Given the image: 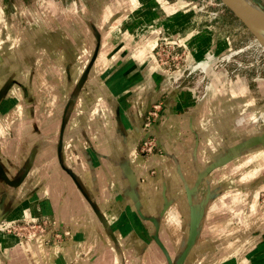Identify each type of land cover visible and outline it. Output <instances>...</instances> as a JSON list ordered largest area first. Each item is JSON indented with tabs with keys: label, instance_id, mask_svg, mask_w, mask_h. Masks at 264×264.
Masks as SVG:
<instances>
[{
	"label": "crops",
	"instance_id": "obj_1",
	"mask_svg": "<svg viewBox=\"0 0 264 264\" xmlns=\"http://www.w3.org/2000/svg\"><path fill=\"white\" fill-rule=\"evenodd\" d=\"M35 4L0 0V111L7 123L17 120V133L29 120L13 108L37 103L29 91L43 80L58 88L67 77L86 89L81 111L64 120L61 148L59 141L55 148L1 142L0 218L53 216L70 236L47 246L0 232V264H264V224L233 208L244 192L264 189V126L236 130L235 113L218 97L197 107L194 92L180 86L184 78L171 81L153 51L159 39L177 41L193 63L224 54L228 39H216L214 27L178 0H123L129 8L113 20L98 0L78 16L62 1ZM160 96L165 112L154 132L161 154L143 160L133 154L141 121ZM216 202L224 205L220 213ZM235 212L243 222L237 229L228 219L223 229L209 224ZM210 231L222 239H200ZM219 249L235 251L204 253Z\"/></svg>",
	"mask_w": 264,
	"mask_h": 264
},
{
	"label": "rangeland",
	"instance_id": "obj_2",
	"mask_svg": "<svg viewBox=\"0 0 264 264\" xmlns=\"http://www.w3.org/2000/svg\"><path fill=\"white\" fill-rule=\"evenodd\" d=\"M10 2V4L17 2V0H7ZM28 3H34L35 5H44L49 2H56V1H62L63 6L67 9L73 8L75 16H78L82 9L85 8H91L92 5L95 6L94 0H25ZM90 1V4H89ZM99 2H103L107 11V18L118 19L120 16L122 17V14L125 13V10L129 8V6L126 7V5H122L123 0H98ZM176 1V0H172ZM179 4L183 5L184 7H194L200 8L203 5H206L203 10L201 11H195L196 15L201 18L200 24L206 25V26H213L211 30V34H213L216 39L221 38H227L229 41V45L227 46L228 49L224 54H218L214 56L210 61L207 62H201L199 65L204 69V71H195L190 74L188 73V70L182 71L183 76V82L180 84L181 87H186L189 90H192L195 94L194 104L197 107L204 108V106L208 107V102L212 101L213 98H217L218 100H227L226 106L229 109L230 112H234L235 116L233 118V126L236 130H241L244 126H264V111H261L258 114L255 113L256 110L262 109L264 110V51L261 49V45L258 43V41L255 40V38L252 36V34L245 28V26L240 22V20L224 5V7L219 8V14L218 19H214L211 21H208L207 12L214 9L217 10V6L207 4L208 0H178ZM256 5L260 6L264 10V0H251ZM132 2H136V0H132ZM18 10L12 9L11 12H14V16L16 19H21L19 17V14H17ZM206 11V12H205ZM223 17V20L220 18ZM77 18V17H76ZM243 49L244 51H240V49ZM263 48V47H262ZM92 52V51H90ZM235 54H234V53ZM234 54L230 59L227 60H221V56L227 55V54ZM161 56L157 57L159 61H166V56L163 54V51H161ZM206 59V58H205ZM175 62H179L180 70L185 68L187 64L186 60H183V57L178 60H175ZM174 62V63H175ZM184 65V67H183ZM192 65V64H191ZM182 67V68H181ZM181 72V71H180ZM180 72L175 73L174 76H177ZM61 74V73H60ZM187 75V76H185ZM173 78V77H172ZM172 78H169L172 81ZM36 88L29 91V96L32 98V101H36L35 104H29L26 105L27 101L23 103L22 106H20L19 109L18 106H15L13 110H16L17 112L20 110L21 114H23L25 111L29 119L28 121H24L22 123V127L17 131V120H12V122H8L7 116L0 111V122L1 127L3 129H0V144L1 146L4 142H7L6 148H17L19 144L20 146H23L22 148H29L30 146H36L37 148H50L52 146V143L54 142L52 148H55V143L59 141V147L61 148V138L59 137V133L61 130L64 134V127L63 126L66 122L64 120L66 118H74L78 113L81 111V97L83 91H85L86 87L85 84L76 85L74 82L72 83L69 78L66 77L65 81H61V86L56 88H51V85L49 82H45L43 80L42 85L36 84ZM244 88V89H243ZM96 93L101 94V90L97 87L94 89ZM163 97L160 96L158 99L153 100L149 106H153V104H160L159 108V115H163L165 112V107L163 104ZM71 100H73L74 104L71 103ZM79 100V101H78ZM162 101V103H161ZM78 102V104H77ZM248 102V108L245 106ZM80 103V104H79ZM95 106H91L89 109V113L93 112L92 108ZM244 108V109H243ZM15 111V112H16ZM30 112V113H29ZM13 113V112H12ZM11 113V114H12ZM23 114V116H24ZM253 114V115H252ZM10 115V114H9ZM33 115L35 117V120L31 121L30 118L33 119ZM252 115V119H249ZM22 116V117H23ZM237 117H243L244 121L241 124H236L235 119ZM25 118V116H24ZM48 118L54 119V121L49 122L47 121ZM258 118H262V120H259L255 122ZM25 123V124H24ZM223 123V122H219ZM52 127H51V126ZM62 125V126H61ZM6 128V129H5ZM28 133L26 134V138L22 143H19L21 140V134L22 130H27ZM52 128L51 132L50 129ZM38 129L40 134L38 146L34 145L35 134L33 130ZM141 131V125L139 129L138 138L140 136ZM21 132V133H20ZM74 133V131L72 130ZM208 132V131H207ZM220 133V132H219ZM66 134V132H65ZM64 134V135H65ZM75 134V133H74ZM157 133L154 132V136L157 138ZM207 134V133H206ZM63 135V142L68 140L69 136ZM72 134H70V137ZM37 137V136H36ZM209 138V137H208ZM232 139V138H231ZM232 141H235L232 139ZM3 142V143H1ZM219 142V141H218ZM138 141L136 143V151L133 152V154L138 155ZM219 144V143H217ZM66 150L68 147H65ZM159 148H161V145L159 144ZM65 150V151H66ZM161 154L160 152L158 153ZM156 154V155H158ZM21 155V154H20ZM151 155V154H150ZM145 156L142 157L143 160H147L151 156ZM13 156H16L13 152H7L6 159L10 161H17L19 160L17 157L14 158ZM19 162V161H17ZM16 172V171H14ZM258 191V192H257ZM256 192L258 193V197L256 198V203L258 204L257 207L254 209L250 208V205L253 202V197L255 196ZM216 205V206H215ZM213 205L214 209L218 208V213H220L221 208L218 206L217 202ZM220 205V204H219ZM264 211V189L263 188H253L247 192H244L242 196L240 195L238 200H235L233 202V208L237 209V211L240 213L239 210H248V212L251 213L250 219L253 222H256L258 225L264 224V213L259 214L255 209H258L259 207ZM214 212V211H211ZM223 215H217L214 218H209V224L215 223L217 227L216 229L222 228V222L225 220H229L232 222V226L229 228L237 229L239 226L243 224L242 222V216L241 214H237L235 212V215L230 218V216L225 215V217H220ZM214 221V222H213ZM219 226V227H218ZM223 229V228H222ZM236 232L235 234L237 235ZM163 237H166L165 234H162ZM235 235V236H236ZM215 238L217 240L222 239L223 234L220 233V231H210L209 233L201 235V240L204 237ZM112 239V238H111ZM241 239V238H240ZM235 251V249H219V250H206L204 253L211 254L212 258L215 256L216 258H220L228 253H231Z\"/></svg>",
	"mask_w": 264,
	"mask_h": 264
},
{
	"label": "built area",
	"instance_id": "obj_3",
	"mask_svg": "<svg viewBox=\"0 0 264 264\" xmlns=\"http://www.w3.org/2000/svg\"><path fill=\"white\" fill-rule=\"evenodd\" d=\"M206 3L215 5L218 8L217 10L212 9L207 12L208 21L218 19L219 8L224 7L222 1L208 0V2ZM204 7H206V5H203L200 8H196V10L201 11L204 9ZM261 49L262 51H264V48L261 47ZM153 51L156 57H160L162 55L161 51H163V54L167 59L166 61H162L164 72L168 78L173 77L172 81L174 82L178 81V79L183 76L182 71L188 70L187 74L195 71H204V69L200 67L199 64L201 62H206L207 66V62L212 59L207 58L202 61L187 63L188 65H186L185 68L181 70L180 74L174 76L173 72L176 70H180L179 62L176 63L175 60H178L179 58L181 59L182 57L184 60L185 58H187L186 56H184L183 46L177 41L168 42L162 38L159 39L155 44ZM240 51L244 50L241 48ZM234 54L230 53L227 55H223L221 56V60L228 61V59H230ZM159 108L160 104H153V106H148L144 112L141 121L140 136L138 138L137 144L139 153L138 155L141 157H145L150 154V156H154L160 152L158 139L154 136V129L163 118V115H159L158 113ZM261 111L264 110L258 109L253 114L256 115ZM252 115L249 119H252ZM259 120H262V118H258L255 122ZM236 121L237 119H235V123ZM243 121L244 118L242 119V122ZM0 232L11 234L22 242H42L47 246L60 244L70 236V232L67 226L53 216H40L37 218L25 217L21 219H11L3 217L2 219H0Z\"/></svg>",
	"mask_w": 264,
	"mask_h": 264
},
{
	"label": "water",
	"instance_id": "obj_4",
	"mask_svg": "<svg viewBox=\"0 0 264 264\" xmlns=\"http://www.w3.org/2000/svg\"><path fill=\"white\" fill-rule=\"evenodd\" d=\"M221 1L240 20L255 40L258 41V43L264 48V10L257 5L259 7L258 10H254L253 14H249L244 10L240 0Z\"/></svg>",
	"mask_w": 264,
	"mask_h": 264
},
{
	"label": "bare ground",
	"instance_id": "obj_5",
	"mask_svg": "<svg viewBox=\"0 0 264 264\" xmlns=\"http://www.w3.org/2000/svg\"><path fill=\"white\" fill-rule=\"evenodd\" d=\"M243 8L245 11H247L249 14H253L254 10H258V6L252 2L251 0H240Z\"/></svg>",
	"mask_w": 264,
	"mask_h": 264
}]
</instances>
